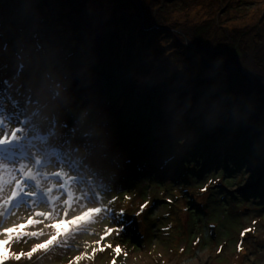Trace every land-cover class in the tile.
Masks as SVG:
<instances>
[{"label": "rangeland", "instance_id": "374dc122", "mask_svg": "<svg viewBox=\"0 0 264 264\" xmlns=\"http://www.w3.org/2000/svg\"><path fill=\"white\" fill-rule=\"evenodd\" d=\"M53 1L0 0V239L6 238L5 230L24 225L23 235L14 234L7 245L9 253L38 249L30 258H10L5 264H264V137L257 126L264 105L253 111L254 123L247 120L253 99L241 98L246 113L237 118L233 109L232 120L224 118L225 107L208 113L202 97L194 110V94L175 101L151 90L142 105L136 94L122 105L118 98L124 89L135 87L129 83L133 63L126 71L108 69L118 46L114 34H105L102 26L105 33L92 44L85 25L73 39L82 38L83 51L72 50L67 37L41 19L47 7L52 11ZM104 1L99 12L106 21ZM198 2L208 4L210 17L208 12L203 16ZM113 5L114 12L134 9L127 0ZM165 6L161 21L175 22L167 26L173 30L170 39L190 52L215 48L228 54L231 66L250 70L249 60L254 55L255 62L259 49L245 52L229 33L262 22L264 0L217 5L172 0ZM203 17L213 20L199 30L195 24ZM133 19L140 26L134 13ZM113 21L107 23L110 28ZM220 37L227 43L218 46ZM91 51L92 58L98 56L86 61L89 66L81 57ZM205 56L209 69L223 71L213 67L222 65L221 55ZM66 101L70 109L87 113L81 111V118L68 114L69 120ZM135 120L141 126L131 134L140 142L130 152L117 142L113 128L114 122ZM128 133L118 134L125 138ZM256 145L263 146L258 157L252 151Z\"/></svg>", "mask_w": 264, "mask_h": 264}, {"label": "trees", "instance_id": "16d2710c", "mask_svg": "<svg viewBox=\"0 0 264 264\" xmlns=\"http://www.w3.org/2000/svg\"><path fill=\"white\" fill-rule=\"evenodd\" d=\"M100 1L102 2L103 0H54L51 3L53 8L52 11H50L47 7V13L45 12L42 14L41 19H49V22H46V24H49L48 26H51L59 35L67 37L72 45V50L77 52L83 51L84 43L82 38L78 41H73V39L81 36L79 33L81 30H84V26H89L92 31L91 33L95 32V35L97 36L98 30L100 31L101 23H104L106 32H109L111 36L114 34L113 37L116 38L115 40L118 44L111 54L108 69L111 70L113 67H116L126 71L132 67L130 66V62L133 63V73L129 76V83L132 82L135 87L132 88L129 86L130 88L128 87L124 89L123 95L118 98L119 103L122 105L124 102L128 103V99L126 98L128 95L131 96L134 94L137 95L140 105H142V103L146 100L145 96H148L151 90H153L157 96L162 93L164 95H171L170 98L175 101H179L180 98L185 97V94H194L191 97L192 100L194 99L193 102H191V104L194 105V110L197 108L196 100L198 101L200 97H202L204 98L205 105L209 107L207 110L208 113H212V111L216 110L217 107H225L226 114L224 118L231 120L233 119V109L238 113L237 118L242 116L245 112L247 102L241 104V98H245L247 101L248 99H253L254 103L249 105V111L252 112L255 111V109H258L261 105H264V90L261 87L250 83L243 74L209 69L196 52H190V49L184 47L177 39H170V33L152 31L149 35H145L138 22L133 19L135 9H124L119 10V12H114L115 9H111V4L112 7L115 8L113 5L114 0H105L103 10L107 20L105 21L104 18V21H102V14L99 12ZM168 1L172 2V0H141L142 8L145 14V23H147L148 26L147 28H151L154 25L161 27H167L168 25L173 26L175 23L174 20L168 22L161 21L160 19V14L167 8V6H165V2L168 3ZM209 1H213L214 4L217 5L223 0ZM162 2L164 3L163 6H161ZM42 3L43 2L40 4ZM197 6L201 8V12L204 13L203 16H205L208 12L209 15L207 16L210 17L213 13L211 12V9H208V4L206 5V3L202 4L201 2H198ZM231 13L232 16L236 15L233 12ZM240 16L241 15H237L235 17L238 18ZM82 17H86L87 19L83 22ZM208 17L198 19L201 22L195 25L199 27V30H203L208 22L213 20ZM112 19H114V21L110 24L112 28L111 30L107 23ZM157 21L162 24L160 25ZM87 22L90 25H88ZM211 29L213 30V28ZM120 31L129 32L130 35L127 36V34H123V32ZM214 31H216V29ZM234 31L238 32V34H233L231 32L229 33V36L234 35V43L239 40L245 52L248 53L251 50L257 48L259 49L254 58V65L257 69L264 71V20L255 25L253 22L246 24L244 28H239ZM239 33L241 35H239ZM225 37L226 34H224V38ZM219 40L220 42H218V46L227 43L222 42L223 40H221V37ZM228 47L229 49L232 48L230 45H228ZM94 54L95 52H92L87 58L82 56L81 60L88 63L90 66L91 61H86L91 59V56ZM95 72H97L98 75L104 74L102 70H96ZM146 76L148 79L144 82V77ZM19 81L23 85L27 86V82L25 80ZM57 81H59V79H57ZM151 84L152 86L149 88ZM233 84H236V86ZM187 86L189 87L187 88ZM243 93H246L247 95L242 96ZM117 102L115 104L116 108L119 104H117ZM181 103H174V106L176 105L175 108L177 107L178 109H182L179 108ZM81 111L85 114L87 113V110L80 107H74L72 111L65 107V112L67 114H64L67 118H69L68 114L76 115V117L79 116V118H81V116H84L81 114ZM198 113H201V111L196 114ZM255 114L256 112L251 114V112L248 113L247 111V120L252 122L251 118ZM112 115L113 113H111V116ZM84 120L85 117L81 121ZM137 121H132L131 124H119L114 122L113 134L116 136L117 142L128 148V151L130 152L135 150L140 142V138L131 134L132 131H135L139 126H141ZM64 123L67 124L65 121ZM257 126H259L260 133L262 137H264V118L262 124H257ZM119 130L126 133L130 131V134L128 133L124 136L125 138H121L122 135L120 136L118 134ZM64 135H69V133L66 131L64 132ZM160 135L161 137H164L162 132ZM158 141L159 140H156V143ZM260 145H256L255 149L252 150L255 151L254 153L256 157L259 156V151H262L260 148H263V146ZM227 148L232 151V144H230Z\"/></svg>", "mask_w": 264, "mask_h": 264}, {"label": "water", "instance_id": "95a60500", "mask_svg": "<svg viewBox=\"0 0 264 264\" xmlns=\"http://www.w3.org/2000/svg\"><path fill=\"white\" fill-rule=\"evenodd\" d=\"M129 1L133 7L135 8V12H134V16L140 20V28L141 30L144 32V33H149V32H152V31H161V32H166V33H170V34H173V30H171L170 28H166V27H161V26H157V25H154L152 26L151 28H147L145 26V14H144V11H143V8H142V2L141 0H127ZM103 26V25H102ZM194 51H196L197 53H200L202 59H203V62L206 64V65H209L207 63V57L205 56V53H209V54H219V56L221 57L222 59V65H216V66H213L214 68L216 69H220V68H223V71H227V72H232V73H239V74H243V75H247L248 77H253L255 80H257L258 82H253V84H256L257 86L261 87L263 90H264V75L263 74H258V73H255L254 71L252 70H245V69H241V68H235L233 66H231L228 62V59L226 58V56L228 54H225L221 51H218L217 49L215 48H211V49H195L193 48ZM203 51H205L203 53ZM98 56V54L96 53V57ZM253 56H251L250 60H249V66L252 68V69H256L255 65H254V61H253ZM209 67V66H208ZM212 67V66H211ZM210 68V67H209ZM75 102V101H74ZM59 103V102H58ZM60 103H63V102H60ZM76 103V102H75ZM65 104V103H64ZM71 104V103H70ZM69 104V105H70ZM77 104V103H76ZM73 106H74V103H73ZM70 108V107H69ZM211 231H212V234H211V237L214 238V233H213V228L211 227Z\"/></svg>", "mask_w": 264, "mask_h": 264}, {"label": "snow or ice", "instance_id": "6c2138e0", "mask_svg": "<svg viewBox=\"0 0 264 264\" xmlns=\"http://www.w3.org/2000/svg\"><path fill=\"white\" fill-rule=\"evenodd\" d=\"M3 114V109L2 106H0V115ZM202 190H206V189H202ZM146 206V205H145ZM78 221L77 220H73L71 222V224H76ZM26 226L21 225L18 227H13L11 229H7L5 230L2 235H4L6 238L5 239H0V264H5V262L7 260H9L10 258H14L16 261H19L23 256L27 255V257H32L33 253L36 252L38 249H32L31 251L27 252L26 254L21 252L20 254H15V253H9V249L7 247V245L10 244V242L12 241V239L14 238V234L16 235V237L22 236L23 232L21 231L22 228H24ZM54 227H56L58 230H62V231H67V228H64L62 225H54ZM46 247V245H45ZM116 253H120V249L116 248L115 249Z\"/></svg>", "mask_w": 264, "mask_h": 264}, {"label": "bare ground", "instance_id": "6f19581e", "mask_svg": "<svg viewBox=\"0 0 264 264\" xmlns=\"http://www.w3.org/2000/svg\"><path fill=\"white\" fill-rule=\"evenodd\" d=\"M111 21H112V20H111ZM100 29H101V31H99V30H98V32L96 31V32H97V36H98V35H102V36H103L104 29L101 28V27H100ZM102 31H103V32H102ZM91 32H92L91 29H89V30L87 31V34L90 35V37H91V43L94 44L95 39H96L97 36L95 35V32H93V33H91ZM105 32H106V29H105ZM105 34H107V32H106ZM92 44H91V45H92ZM98 50H101L100 47H98ZM92 66H94V63H93ZM249 69L252 70V71H254L255 73H258V71H257L256 69H252L250 66H249ZM95 71H96V70H95ZM65 104H67V106H69V107L72 106V104L69 105L70 103L67 102V101L65 102ZM93 113L95 114V111H93ZM110 115H111V114H110ZM88 116H91V114H88ZM87 119H88V118H87ZM111 157H112V156H111ZM109 158H110V157H109ZM114 161H115V159H114L112 162H114ZM121 165H122V164H119V165H118V166H119L118 168H119V169H124V166H121ZM104 169H105V168H104ZM262 192H263V191H262Z\"/></svg>", "mask_w": 264, "mask_h": 264}]
</instances>
